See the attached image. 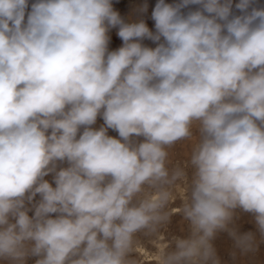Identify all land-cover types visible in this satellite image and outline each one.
<instances>
[{
    "label": "clouds",
    "instance_id": "1",
    "mask_svg": "<svg viewBox=\"0 0 264 264\" xmlns=\"http://www.w3.org/2000/svg\"><path fill=\"white\" fill-rule=\"evenodd\" d=\"M151 16L155 31L112 0H0V264H142V236L153 264H222L219 233L233 257L264 243V6ZM175 214L186 233L166 239Z\"/></svg>",
    "mask_w": 264,
    "mask_h": 264
},
{
    "label": "rangeland",
    "instance_id": "2",
    "mask_svg": "<svg viewBox=\"0 0 264 264\" xmlns=\"http://www.w3.org/2000/svg\"><path fill=\"white\" fill-rule=\"evenodd\" d=\"M33 0H29L31 4ZM113 8L116 10L121 18L126 23H134L139 21H144L150 30L155 31L154 21L152 19V11L158 2V0H112ZM166 3L175 4L179 0H165ZM238 3V0H233V5ZM145 5L147 6L145 9ZM256 5L264 6V0H256ZM198 6L191 5L184 9L185 12L189 10H195ZM235 14H239V11L233 7ZM118 28H112L109 31L110 43L109 50H116L122 46V40L117 35ZM143 43L149 47H155V44L151 40L145 39ZM103 119H97V122L93 127L99 128L103 125ZM108 134L111 136H117L118 134L109 129ZM184 148L181 144H178L173 149L176 159H183ZM49 182L53 181L52 174L45 177ZM38 199V197H37ZM179 201L176 202L174 207L179 205ZM175 211V208L173 209ZM31 214V213H30ZM235 224L240 232H256V227L254 223L253 216L250 213H245L237 210V217L235 219ZM187 230V224L183 221V217L180 214H175L172 216L170 223L167 226V230L164 233L165 238L168 239L173 235H184ZM144 242L143 246L137 249V255L141 259L142 264H153V256L151 255L153 251V244L148 242V238L141 237ZM160 240L166 242L163 235ZM214 247L218 257L220 258L222 264H264V243H260L258 249L255 252H250L248 254L241 255L237 252L236 256L233 257L234 242L232 238L226 233L221 232L217 235L213 241ZM32 264V261H29Z\"/></svg>",
    "mask_w": 264,
    "mask_h": 264
}]
</instances>
